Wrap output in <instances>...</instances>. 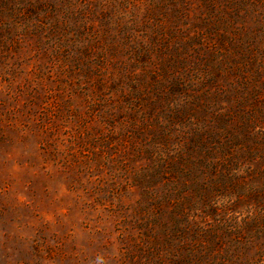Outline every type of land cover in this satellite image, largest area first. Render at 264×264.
I'll return each instance as SVG.
<instances>
[{
	"label": "rangeland",
	"instance_id": "1",
	"mask_svg": "<svg viewBox=\"0 0 264 264\" xmlns=\"http://www.w3.org/2000/svg\"><path fill=\"white\" fill-rule=\"evenodd\" d=\"M0 264H264V0H0Z\"/></svg>",
	"mask_w": 264,
	"mask_h": 264
}]
</instances>
